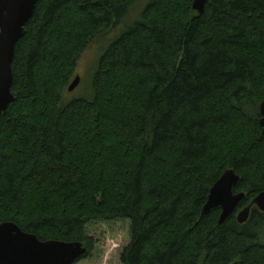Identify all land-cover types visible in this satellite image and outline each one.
<instances>
[{"label": "trees", "instance_id": "obj_1", "mask_svg": "<svg viewBox=\"0 0 264 264\" xmlns=\"http://www.w3.org/2000/svg\"><path fill=\"white\" fill-rule=\"evenodd\" d=\"M137 1H36L0 116V223L88 253L89 222L125 219L121 264H264V211L235 215L264 190V0H148L127 25ZM118 28L89 97L66 102L82 52ZM227 169L245 198L220 225L201 209Z\"/></svg>", "mask_w": 264, "mask_h": 264}, {"label": "water", "instance_id": "obj_2", "mask_svg": "<svg viewBox=\"0 0 264 264\" xmlns=\"http://www.w3.org/2000/svg\"><path fill=\"white\" fill-rule=\"evenodd\" d=\"M37 0H0V116L14 100L12 87V61L17 41L25 34V25L33 15ZM207 0H193L192 11L203 12ZM76 76L68 86L72 91L79 84ZM259 124L264 135V101L259 104ZM239 176L232 169L225 170L210 187L207 200L201 209V217L215 208L220 209L218 224L222 225L234 214L245 198L243 192L234 193ZM255 206L264 211V190L248 205L235 212L239 224L245 223ZM82 241L40 240L34 234L23 231L17 224L0 223V264H74L86 255Z\"/></svg>", "mask_w": 264, "mask_h": 264}, {"label": "rangeland", "instance_id": "obj_3", "mask_svg": "<svg viewBox=\"0 0 264 264\" xmlns=\"http://www.w3.org/2000/svg\"><path fill=\"white\" fill-rule=\"evenodd\" d=\"M147 3L148 0L137 1L123 22L128 21L127 25L135 22ZM118 32L119 28L107 32L104 38L95 39L82 52L73 75L78 76L80 81L72 91L65 88L62 92V98H65L66 102L89 97L99 58L108 46H105V39H111ZM85 236L91 244V249L74 264H121V253L130 241L129 221L125 219L91 221L86 225Z\"/></svg>", "mask_w": 264, "mask_h": 264}]
</instances>
